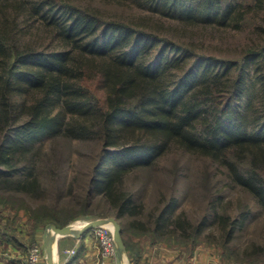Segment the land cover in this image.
I'll return each instance as SVG.
<instances>
[{
  "label": "trees",
  "instance_id": "trees-1",
  "mask_svg": "<svg viewBox=\"0 0 264 264\" xmlns=\"http://www.w3.org/2000/svg\"><path fill=\"white\" fill-rule=\"evenodd\" d=\"M132 1L193 25L241 28L252 10L264 11V0ZM30 26L44 30L40 43L21 40ZM259 28L258 40L240 56L225 57L143 22L107 18L76 0H0V192L42 194L35 141L47 135L100 141L79 202L86 211L97 196L105 197L131 257L141 247L125 238L124 217L132 216L128 228L154 238L176 234L194 242L205 231L207 216L195 223L176 213L175 195L150 222L139 218L145 205L125 187L128 172L151 166L173 144L226 166L230 180L264 208V27ZM53 205L23 210L38 217V227H64L68 217L57 213L58 202ZM213 210L226 242L251 212L248 206L235 216L216 205Z\"/></svg>",
  "mask_w": 264,
  "mask_h": 264
},
{
  "label": "rangeland",
  "instance_id": "rangeland-1",
  "mask_svg": "<svg viewBox=\"0 0 264 264\" xmlns=\"http://www.w3.org/2000/svg\"><path fill=\"white\" fill-rule=\"evenodd\" d=\"M76 1L107 18L143 22L163 34L192 43L199 51L225 57L240 56L246 46L258 40L259 26L264 27V11L257 10L249 13L241 28H233L187 24L176 18L161 16L132 0ZM20 38L24 42L40 43L45 38V32L42 28L30 26L24 28ZM35 143L36 147L40 148L37 171L44 187L43 192L38 196L17 191L9 192L11 194L0 192V220L9 231L24 233L22 237L29 244V248L37 242L42 243L46 255L45 239L32 240V231L39 229L36 226L38 217L25 216L23 210L25 206L39 212L42 205L54 208L53 204L58 202L55 208L58 209L57 213L62 218L67 216L65 226L74 230H80L86 223L103 217L108 211L111 212L109 216L115 214L105 197L97 196L94 205L86 211H83L79 202L88 174L98 156L100 141L44 135L38 137ZM125 187L134 193L137 202L144 203L143 212L138 217L145 221L150 222L151 215L157 213L172 195L178 200L176 213L184 212L195 223L204 216L208 218L205 231L195 240L196 242L192 240L184 242L176 234L154 238L150 232L128 228L127 220L132 216L124 217L121 220L127 228L124 234L131 246L135 247L139 242L152 240L165 245L183 246L189 251L193 243H196V246L202 244L215 247L220 254L222 253V259L227 264H264V208L250 191L230 180L227 167L218 161L173 144L151 166L139 167L128 172ZM213 205H216L220 213H229L232 216L239 214L246 206L251 209L245 224L235 229L228 242L225 241L226 237L219 219L214 217ZM17 209H22L20 212L22 216L16 212ZM83 233H90L97 240L94 228ZM256 245L262 246L263 251L260 253L255 251ZM125 249L127 250L126 246Z\"/></svg>",
  "mask_w": 264,
  "mask_h": 264
},
{
  "label": "crops",
  "instance_id": "crops-1",
  "mask_svg": "<svg viewBox=\"0 0 264 264\" xmlns=\"http://www.w3.org/2000/svg\"><path fill=\"white\" fill-rule=\"evenodd\" d=\"M48 228L41 226L36 231L37 240H46ZM24 233L11 232L0 220V264H26L29 244L23 239ZM28 235V234H26ZM141 252L131 257L126 250L123 264H227L215 247L198 244L193 250L183 246L165 245L152 240L139 242ZM76 248L75 254L68 249ZM54 256L58 264H99L100 248L98 241L90 233L57 234L53 243ZM41 264H49L47 254ZM109 264H118L110 262Z\"/></svg>",
  "mask_w": 264,
  "mask_h": 264
},
{
  "label": "built area",
  "instance_id": "built-area-1",
  "mask_svg": "<svg viewBox=\"0 0 264 264\" xmlns=\"http://www.w3.org/2000/svg\"><path fill=\"white\" fill-rule=\"evenodd\" d=\"M94 231L100 248L99 264H109L110 262L118 263L117 244L112 225L108 222L102 223L94 227ZM68 252L73 255L77 252V249H68ZM43 256V244L37 242L29 248L26 264H41Z\"/></svg>",
  "mask_w": 264,
  "mask_h": 264
},
{
  "label": "water",
  "instance_id": "water-1",
  "mask_svg": "<svg viewBox=\"0 0 264 264\" xmlns=\"http://www.w3.org/2000/svg\"><path fill=\"white\" fill-rule=\"evenodd\" d=\"M110 223L114 230L115 241L117 244V259L118 264H123V258L125 254V245L122 239L121 225L115 216L100 217L86 223L80 230L71 229L68 226L60 227L56 224H52L48 227L46 236V251L49 264H58L54 256L53 243L57 234H74L80 236L83 232L90 230L102 223Z\"/></svg>",
  "mask_w": 264,
  "mask_h": 264
}]
</instances>
